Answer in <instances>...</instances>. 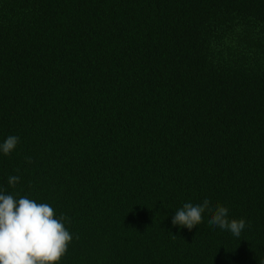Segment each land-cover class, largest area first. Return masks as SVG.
I'll return each instance as SVG.
<instances>
[{"label": "trees", "instance_id": "trees-1", "mask_svg": "<svg viewBox=\"0 0 264 264\" xmlns=\"http://www.w3.org/2000/svg\"><path fill=\"white\" fill-rule=\"evenodd\" d=\"M10 135L0 193L67 217L57 264H264V0H0ZM205 198L239 237L172 226Z\"/></svg>", "mask_w": 264, "mask_h": 264}, {"label": "clouds", "instance_id": "clouds-1", "mask_svg": "<svg viewBox=\"0 0 264 264\" xmlns=\"http://www.w3.org/2000/svg\"><path fill=\"white\" fill-rule=\"evenodd\" d=\"M17 136H8L0 144V152L9 155L18 144ZM30 162V161H29ZM19 176H10L8 184L15 186ZM211 213L208 224L229 231L239 237L246 227L243 219H228V208L205 198L202 203H184L175 211L172 226L189 231L202 222V214ZM67 217H55L54 209L46 203H37L27 196L14 198L0 193V264H57L73 239L66 229Z\"/></svg>", "mask_w": 264, "mask_h": 264}]
</instances>
